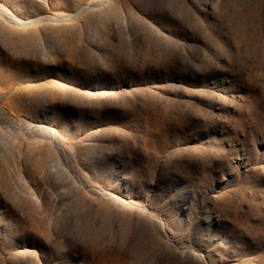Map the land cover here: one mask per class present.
Returning <instances> with one entry per match:
<instances>
[{"label": "rangeland", "instance_id": "rangeland-1", "mask_svg": "<svg viewBox=\"0 0 264 264\" xmlns=\"http://www.w3.org/2000/svg\"><path fill=\"white\" fill-rule=\"evenodd\" d=\"M0 10V264H264V0Z\"/></svg>", "mask_w": 264, "mask_h": 264}, {"label": "bare ground", "instance_id": "bare-ground-1", "mask_svg": "<svg viewBox=\"0 0 264 264\" xmlns=\"http://www.w3.org/2000/svg\"><path fill=\"white\" fill-rule=\"evenodd\" d=\"M0 13H2L3 14V17L4 18H6L5 16H6V14L2 11V10H0Z\"/></svg>", "mask_w": 264, "mask_h": 264}]
</instances>
